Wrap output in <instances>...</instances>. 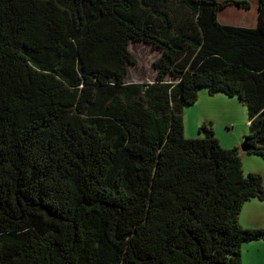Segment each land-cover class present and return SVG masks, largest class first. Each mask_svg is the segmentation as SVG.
I'll use <instances>...</instances> for the list:
<instances>
[{
	"label": "trees",
	"instance_id": "obj_1",
	"mask_svg": "<svg viewBox=\"0 0 264 264\" xmlns=\"http://www.w3.org/2000/svg\"><path fill=\"white\" fill-rule=\"evenodd\" d=\"M229 6L252 3L0 0V264H243L264 179L184 120L204 88L237 96L264 158V0L255 27ZM132 42L154 82H128Z\"/></svg>",
	"mask_w": 264,
	"mask_h": 264
},
{
	"label": "rangeland",
	"instance_id": "obj_2",
	"mask_svg": "<svg viewBox=\"0 0 264 264\" xmlns=\"http://www.w3.org/2000/svg\"><path fill=\"white\" fill-rule=\"evenodd\" d=\"M249 1L252 3L251 11L243 14H236L238 8L231 7L230 10L232 11L226 12V10H228L226 9L220 14V22L236 26H253L252 22H254V20L256 21L258 18L256 8L260 0ZM233 8L236 9L234 10ZM224 11L226 12L225 17H223ZM130 50L135 55L137 63L129 65L128 82H154L157 76L154 62L161 53L152 45L144 42H132L130 44ZM199 94V101L196 104L185 107V136L189 138L200 137V127L204 122H208L209 125L214 128L215 134L219 138L222 146L226 148L241 146L245 136L250 135V122L246 104L237 96L234 98L227 97L223 94L210 96L207 88L200 90ZM242 159H244V171L246 175L257 172L260 173L264 179L263 157L243 152ZM256 203L264 207V200H257ZM257 207L259 208L258 205ZM252 218H255V215H251L247 209L241 216V224L243 226L244 224L249 225ZM256 242L258 244H256ZM243 245L242 255L245 264H264V240L244 243ZM256 245H258L257 248H259L260 245L261 252L253 251V247H256ZM248 247H250L251 253L247 250ZM243 250L245 252L244 254Z\"/></svg>",
	"mask_w": 264,
	"mask_h": 264
},
{
	"label": "crops",
	"instance_id": "obj_3",
	"mask_svg": "<svg viewBox=\"0 0 264 264\" xmlns=\"http://www.w3.org/2000/svg\"><path fill=\"white\" fill-rule=\"evenodd\" d=\"M231 7H236V8H238V11H236V14H243V13H247V12H249V11H251V9L250 10H246V9H244V8H240V7H237V6H229V7H227V8H225L224 10H226V9H228V10H226V12H228V11H232V10H230V8ZM236 8H233L234 10L236 9ZM256 14H258V18H259V3H258V7L256 8ZM244 11H246V12H244ZM225 12V11H224ZM226 12L224 13V15H223V17H225L226 16ZM221 13H223V10H222V12ZM220 13V14H221ZM222 17V16H221ZM258 18L256 19V21L254 20V22H252L253 24V26H251V27H255L256 25H257V23H258ZM238 23V22H237ZM229 25H231V24H229ZM204 90V89H203ZM199 101V100H198ZM243 152L244 151H242V156H243ZM244 153H246V152H244ZM243 163H244V159H243ZM255 200V201H254ZM254 200H252V201H250V203L248 202V203H246L247 205H245L244 206V210L242 211V214H244V211H246L247 209H248V212L251 214V215H255V218H252L251 220H250V222H249V225H245L244 224V227H246V228H258V227H264V207H262V206H260L258 203H256L257 202V200L256 199H254ZM248 204H251V205H248ZM257 205L259 206V208L257 207ZM248 206V207H247ZM242 214H241V216H242ZM240 221H241V217H240ZM242 223V222H241ZM256 244H258L257 242H256ZM258 247V245H256V247H253V251L255 250L256 252H261V248H260V245H259V248H257ZM247 250H249V252L251 253V249H250V247H248L247 248ZM245 252H244V250H243V254H244ZM243 258V257H242ZM253 258H254V256H253ZM243 264H245V261H243Z\"/></svg>",
	"mask_w": 264,
	"mask_h": 264
},
{
	"label": "water",
	"instance_id": "obj_4",
	"mask_svg": "<svg viewBox=\"0 0 264 264\" xmlns=\"http://www.w3.org/2000/svg\"><path fill=\"white\" fill-rule=\"evenodd\" d=\"M241 149L244 152H246L249 149V147L247 145V140L243 142V144L241 145Z\"/></svg>",
	"mask_w": 264,
	"mask_h": 264
}]
</instances>
